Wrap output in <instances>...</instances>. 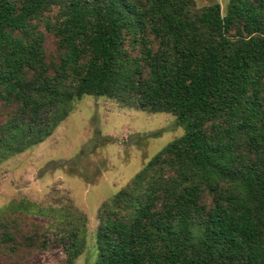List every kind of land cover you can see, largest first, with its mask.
<instances>
[{"label":"trees","instance_id":"1","mask_svg":"<svg viewBox=\"0 0 264 264\" xmlns=\"http://www.w3.org/2000/svg\"><path fill=\"white\" fill-rule=\"evenodd\" d=\"M85 94L185 130L102 204L93 264H264V0H229L226 15L194 0H0V162ZM84 247L73 236L67 263Z\"/></svg>","mask_w":264,"mask_h":264},{"label":"rangeland","instance_id":"2","mask_svg":"<svg viewBox=\"0 0 264 264\" xmlns=\"http://www.w3.org/2000/svg\"><path fill=\"white\" fill-rule=\"evenodd\" d=\"M194 2H219L226 15L229 0ZM45 48L58 62L52 34ZM9 114L0 100V122ZM184 131L175 115L85 94L44 141L0 162V220L11 223L16 238L0 248V264H68L66 246L75 235L85 247L72 264H93L102 204Z\"/></svg>","mask_w":264,"mask_h":264}]
</instances>
